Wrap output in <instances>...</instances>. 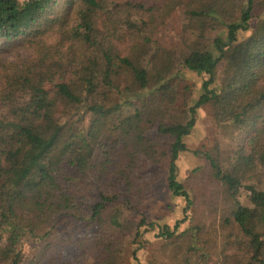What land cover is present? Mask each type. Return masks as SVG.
Returning a JSON list of instances; mask_svg holds the SVG:
<instances>
[{
    "label": "trees",
    "instance_id": "16d2710c",
    "mask_svg": "<svg viewBox=\"0 0 264 264\" xmlns=\"http://www.w3.org/2000/svg\"><path fill=\"white\" fill-rule=\"evenodd\" d=\"M175 7L195 34L181 53L152 38ZM0 43L32 51L26 62L0 61V264H120L146 230L173 239L186 217H130L150 184L139 163L162 166L189 210L177 160L206 104L217 125L244 136L226 167L218 152L192 151L223 191L229 231L207 248L189 227L176 264H193L198 248L217 264H243L250 238L261 249L251 225L264 226V0H0ZM182 70L200 86L178 107ZM61 221L71 229L54 250L44 239ZM258 255L250 264H264Z\"/></svg>",
    "mask_w": 264,
    "mask_h": 264
},
{
    "label": "rangeland",
    "instance_id": "374dc122",
    "mask_svg": "<svg viewBox=\"0 0 264 264\" xmlns=\"http://www.w3.org/2000/svg\"><path fill=\"white\" fill-rule=\"evenodd\" d=\"M141 1L148 4L154 0ZM217 32L219 31L216 29L208 35L214 36ZM244 35L245 33H242L239 36L242 37ZM194 37L195 34L189 26V20L184 15L181 7H175L166 18L164 24L160 25L152 36L158 46L171 48L177 53L185 50L187 43ZM52 39L53 37H50V40ZM31 57L32 51L26 45L17 43L11 46H4L3 43H0V61L26 62ZM179 75H181L178 79L180 92L175 105L182 107V102L186 96L191 99L196 98L200 86V77L194 72L186 70H182ZM185 85L188 88L184 87ZM190 90H192L191 93ZM5 110L6 107L0 105V114H4ZM241 134V131L233 125H217L214 121L210 104L198 109L196 123L189 136L185 138L189 151L181 153L177 160L178 178L188 188L193 201V206L186 212H183L184 199L174 197L169 192L164 182L165 174L162 166L153 165L149 161L146 163L140 161V171L145 176H148L150 184L142 198L136 202V210L130 214V217L136 219L140 217V214H143L148 221H154L157 225L164 223L173 225L178 219L183 217H186V219L181 223L175 237L170 241L158 235L157 226L151 230H146L140 238L142 246L135 252V256L124 249L121 253L120 264H176L178 262L177 259L186 250L189 227L194 225H197L201 230L198 233V237L204 247L210 248L211 246L218 247L220 245L221 235L225 231H229L228 228L222 226L220 219V212L226 204L222 194L223 191H221L220 185L212 176L208 160L203 156L195 155L192 151L200 149L213 153L218 152L221 162L226 167L233 157L234 150L244 139ZM96 158L102 159L100 154L96 155ZM93 191L97 192V189L93 188ZM241 200L244 202V197ZM244 203L249 205L247 202ZM251 227L260 233L262 245L258 251L256 249V240H251L250 238L246 253L242 256L243 264L251 263V255L258 253L264 257V226L259 222L258 217H255ZM70 229V223L57 222L44 241L48 240L51 242L54 245V250L63 248V245L60 247L57 241L63 233L69 232ZM183 231L186 233L182 234ZM33 241V243L42 242V240L38 239H33ZM33 243L28 245V250H34ZM38 247H40L39 244H37ZM205 250L209 251V249ZM193 259V264H217L215 254H202V248H198L194 252Z\"/></svg>",
    "mask_w": 264,
    "mask_h": 264
},
{
    "label": "built area",
    "instance_id": "2783aa9c",
    "mask_svg": "<svg viewBox=\"0 0 264 264\" xmlns=\"http://www.w3.org/2000/svg\"><path fill=\"white\" fill-rule=\"evenodd\" d=\"M19 3H24V2H28L30 0H17Z\"/></svg>",
    "mask_w": 264,
    "mask_h": 264
}]
</instances>
